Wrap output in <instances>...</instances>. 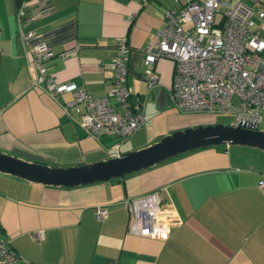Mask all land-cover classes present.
Wrapping results in <instances>:
<instances>
[{"label":"crops","instance_id":"obj_1","mask_svg":"<svg viewBox=\"0 0 264 264\" xmlns=\"http://www.w3.org/2000/svg\"><path fill=\"white\" fill-rule=\"evenodd\" d=\"M31 1L29 11H37L40 2ZM185 2L48 0L27 24L35 35L26 38L15 18L17 0H0V150L68 166L140 148L177 128L218 122V110L184 109L174 102L169 57L156 59L158 79L146 83V47L159 36L164 10ZM120 34L129 43L127 83L141 95L146 118L124 138L104 128L92 136L64 105L73 87L108 93V62ZM39 40L54 51L44 61L47 73L72 83L56 95L33 80L29 48ZM260 113L264 118V108ZM261 180L264 148L243 143L198 146L123 176L72 185L0 169V235L23 264H264ZM156 188L180 221L165 238L129 233L123 198ZM97 205L106 207V216L96 215Z\"/></svg>","mask_w":264,"mask_h":264},{"label":"built area","instance_id":"obj_2","mask_svg":"<svg viewBox=\"0 0 264 264\" xmlns=\"http://www.w3.org/2000/svg\"><path fill=\"white\" fill-rule=\"evenodd\" d=\"M38 1L42 5L37 2L40 7L33 12L29 11L33 1L16 3L15 18L26 38L35 35L28 22L47 7L48 0ZM163 15L157 40L146 47L147 86L158 79L156 59L167 56L173 65L171 97L180 107L234 110L235 123L258 122L264 108V0H186L181 6L166 8ZM29 49L35 83H43L54 95L71 87L72 83L57 81L47 73L44 61L54 53L47 41H36ZM128 57L127 35L120 34L108 62L113 71L108 93L94 95L83 87L72 88L73 97L64 109L76 111L86 133L97 136L104 128L124 138L144 123L141 95L133 92L126 79ZM260 185L264 188L263 180ZM123 202L129 211V233L165 238L180 221L175 206L163 199L158 188L125 196ZM106 213L104 205L96 206L98 217ZM35 234L42 236L40 230ZM0 263L23 264L11 241L1 235Z\"/></svg>","mask_w":264,"mask_h":264},{"label":"water","instance_id":"obj_3","mask_svg":"<svg viewBox=\"0 0 264 264\" xmlns=\"http://www.w3.org/2000/svg\"><path fill=\"white\" fill-rule=\"evenodd\" d=\"M218 143H243L264 148V129L259 128L257 122L199 123L174 129L148 145L123 151L117 156L68 166L27 160L0 150V169L47 183L72 185L123 176L187 149Z\"/></svg>","mask_w":264,"mask_h":264},{"label":"rangeland","instance_id":"obj_4","mask_svg":"<svg viewBox=\"0 0 264 264\" xmlns=\"http://www.w3.org/2000/svg\"><path fill=\"white\" fill-rule=\"evenodd\" d=\"M235 116H236V113H235L234 110H229V111L218 110L217 111V121L218 122H224V123L234 122L235 121ZM262 124H264V118H261L260 121H259V125H262ZM162 135H160L159 138Z\"/></svg>","mask_w":264,"mask_h":264}]
</instances>
